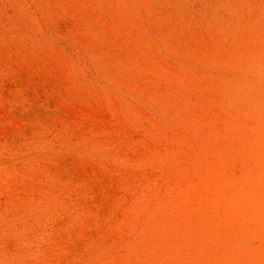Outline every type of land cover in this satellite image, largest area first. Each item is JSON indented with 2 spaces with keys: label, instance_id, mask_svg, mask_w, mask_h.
<instances>
[{
  "label": "rangeland",
  "instance_id": "1",
  "mask_svg": "<svg viewBox=\"0 0 264 264\" xmlns=\"http://www.w3.org/2000/svg\"><path fill=\"white\" fill-rule=\"evenodd\" d=\"M0 264H264V0H0Z\"/></svg>",
  "mask_w": 264,
  "mask_h": 264
},
{
  "label": "bare ground",
  "instance_id": "2",
  "mask_svg": "<svg viewBox=\"0 0 264 264\" xmlns=\"http://www.w3.org/2000/svg\"><path fill=\"white\" fill-rule=\"evenodd\" d=\"M109 10V13L110 14H113V15H115V16H119V17H121L123 20H124V18H123V16H124V14L123 13H125V10L122 8V7H120L119 5H111L110 6V8L108 9ZM129 11V10H128ZM119 19V18H118ZM125 21V20H124ZM89 31H91V30H89ZM126 65H127V63H126ZM112 69V68H111ZM183 90V89H182ZM131 96V95H130ZM183 99V98H182ZM194 108V107H193ZM177 109V108H176ZM201 109V108H200ZM199 109V110H200ZM188 110V109H187ZM69 148V147H68ZM73 149V148H72ZM77 149V148H76ZM81 151V150H80ZM39 152V151H38ZM53 152V151H52ZM59 152V151H58ZM159 158V157H158ZM163 159V158H162ZM167 164V163H166ZM157 165V164H156ZM172 164H170V165H168L169 166V168H171L172 166H171ZM76 184V183H75ZM81 185L80 186H86V187H90V189L94 186V187H96V186H99V185H101V184H103V183H100L99 181H97V180H91V179H89L88 181H85V182H81L80 183ZM69 185V184H68ZM72 185H74V184H72ZM75 186V185H74ZM78 186H79V184H78ZM109 186H111V185H109ZM107 188H109V187H106V188H103V189H101V194L103 195L104 193H105V190L107 189ZM95 202L96 203H94V207H95V210H94V214H98V208H99V205L101 204L98 200H95ZM84 204V203H83ZM81 214V213H80ZM84 214V213H83ZM71 219H74V218H71ZM70 219V220H71ZM77 219V218H76ZM75 219V220H76ZM87 220H89V216H87ZM71 222V221H70ZM88 222V221H87ZM62 223H64V222H62ZM68 225V224H67ZM75 225V224H74ZM78 225V224H77ZM81 225V224H80ZM69 226V228H70V225H68ZM76 226V225H75ZM81 229V228H80ZM80 229H78V230H80ZM74 230V229H73ZM72 231V230H71Z\"/></svg>",
  "mask_w": 264,
  "mask_h": 264
}]
</instances>
